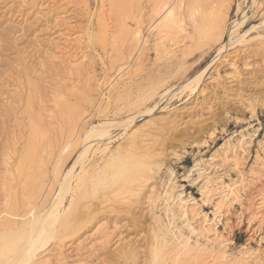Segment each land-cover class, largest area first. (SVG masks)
Wrapping results in <instances>:
<instances>
[{
    "label": "rangeland",
    "instance_id": "1",
    "mask_svg": "<svg viewBox=\"0 0 264 264\" xmlns=\"http://www.w3.org/2000/svg\"><path fill=\"white\" fill-rule=\"evenodd\" d=\"M99 1L0 0V210L5 195L2 184L9 176L6 171L13 168L16 157L24 146L22 144L25 143V132L22 129L25 115L22 109L28 96L33 100L35 112H38L45 123L47 122L49 135L46 132V136L54 143L58 141L53 146V156L47 165L49 177L52 165L61 156L59 146L65 142L60 137L57 121L54 122L55 119H51L49 114L56 110L54 105L56 99L66 97L69 102L74 104L80 102V106L82 105V108L79 107L80 110L82 109V120L77 124V128L81 131L84 129L77 154L71 155L67 160V170L74 165L75 158L78 154H82L88 142L96 139L93 134L98 124L104 123L116 124L110 130L112 136L121 132L120 123L130 124L127 133L132 128L147 129L146 132L151 135L148 138L151 149L158 152L162 146L160 157H165V160L163 159L165 163L163 161V168L161 167L158 174H153L152 179L145 183L138 196L114 198L109 195L106 198L99 196L88 200L87 207L82 213L89 214V222L76 233H68L71 236L66 233L54 237L41 251L43 260H47L48 264H124L118 250L120 245L129 243L139 258L137 264H147L151 237L157 231L155 227L158 228V222L167 221L160 203L154 204L149 198L154 193L163 194L164 182L168 183L165 180L169 178V169L175 174L177 186L183 187L184 199L196 200L198 203L196 207L200 209L201 206V214L209 215L210 220L214 218L211 213L216 201L207 197L209 201L206 202V199L201 197L200 188L204 180H199L197 185H191L184 180L189 168L195 163H202L201 168L207 172L211 185L212 182L220 185V181L229 184L242 177L245 194H242L241 201L246 202L251 199L253 207L249 213H244L243 219L239 222L235 216L241 209L237 206L239 204H234V217L231 218V224L229 223L226 229L227 233L223 232L228 242L227 253L232 254L233 258H238L242 246H246L252 252L258 251L257 262L250 259L244 264H264V243L260 241V238L264 237V224L262 223V226L255 222L251 226L247 225L248 219L251 218L250 213H255L258 207V195L264 194V0H232L225 29L234 21L240 34H237V37L244 35L246 44L243 46L242 42L237 47H228L219 55L218 61L215 57L220 52V48L226 42L230 43L226 35L224 43L206 38L209 36L206 33L207 35L200 40L194 39L189 42L186 40V46L184 43L179 45L180 48L172 46L170 49L172 54L167 52L156 54L154 45L159 44L160 41L155 38L154 32L149 31L151 23L148 10L151 9V5L148 0H140L138 3L142 14L141 33L146 39L145 49L141 51L143 53L139 57L137 55L141 47L137 48L138 51L132 50L128 42L130 40L125 35L116 36L117 45H114V48L110 44L109 37L111 33L116 32L114 18H111L113 22L106 27L109 33H106L107 40L95 41L89 45L86 30L89 29L88 32L90 31L93 37H100L95 15ZM208 2L219 9L218 0ZM106 3L108 2H105V5ZM136 13L130 14V18L125 19L126 27L135 26ZM75 39L80 43L77 51V46L72 45L76 42ZM65 40L68 43H65ZM166 44L167 47L170 45ZM75 60L83 65L79 66L81 68L78 71L75 70L77 66L73 67ZM127 62L134 67L130 75L116 91L107 94L105 79L112 77L117 67ZM194 76L196 80H193ZM158 80L164 82L161 89L159 88L146 102L149 113L129 105L138 88L150 81L155 84ZM188 80H193L190 81L195 89L193 93L182 87L185 82L189 83ZM171 88L174 90L172 91ZM170 91L177 92L176 96L165 101L167 96L171 95ZM77 96H79L78 100ZM83 96L86 97V101L89 100V104ZM83 98L82 102L80 99ZM164 117L173 119L174 123L163 126L159 119ZM83 123L86 125L83 126ZM89 134L92 136L91 139ZM241 136L245 138L244 142H249L248 137L253 139L248 154L240 153L239 147L243 146L239 143L242 140ZM122 137L112 139L109 150L113 151L122 142ZM100 140L98 139L97 142ZM170 151L178 158L165 154L169 155ZM88 154L86 156L89 158L85 163L88 166L101 165L102 159L108 156V153L104 155L106 157L99 154L94 157L91 153ZM233 163L238 165L236 171L231 168ZM74 169L71 179L73 182L70 181L72 185L76 182L75 176L80 166L77 165ZM258 175L261 176L260 180L255 181ZM152 190L154 192H151ZM69 201L70 195L67 194L61 212L68 206ZM261 216L264 217V210ZM198 219L190 221L192 228L200 227ZM221 222L224 224V217L214 222L218 225V231L224 229ZM181 223L182 221L176 219L174 226L181 227L184 225ZM100 226L106 229L103 236L102 228L96 229ZM182 229L184 236L188 235L187 237L192 238L191 242L196 240L195 235L189 234V229L186 227ZM202 235L198 237L200 243L203 241L204 234ZM78 248H81L79 253Z\"/></svg>",
    "mask_w": 264,
    "mask_h": 264
},
{
    "label": "bare ground",
    "instance_id": "2",
    "mask_svg": "<svg viewBox=\"0 0 264 264\" xmlns=\"http://www.w3.org/2000/svg\"><path fill=\"white\" fill-rule=\"evenodd\" d=\"M139 1L140 0H100L99 7H97L98 11L95 13L96 22L100 30V37H93L90 35V31L88 32V29L85 33L88 39L87 43L90 45L95 41H106V37L109 34L106 27L113 22L111 18H114L113 23H115L114 27L116 28V35L111 33V37H109L110 44L114 48V45H117L116 36L119 34L121 36L125 35L130 40L128 42H130L129 44L132 50H137V48L139 49L141 47L137 55L139 57L140 54L143 53L141 51L145 49L146 45V39L143 38L141 33L142 14L138 8ZM208 1L209 0H148L151 5V9L148 10L149 22L151 23L149 31L154 32L155 38L160 41L159 44L154 45L156 54L164 52L172 54L170 53L172 46H175V48L178 46V48H180L182 43L185 45L186 40H188V42L194 39L200 40V38L204 35H207L206 33L209 34L208 37L205 36L206 38H212L214 41L219 43H224V38L228 36L230 43L226 42L221 48L219 47L220 50H218L220 52L216 55V60L228 47H237L242 42L243 46L246 44L244 35L243 37L240 36V38L237 37V34L239 33L237 31V25L234 21L230 22L229 27L225 29V23L228 21L227 15L230 10L232 0H218L219 9L213 7ZM105 2H108L106 3L107 5H105ZM107 6L108 8H106ZM134 13H136L134 16L135 26L133 28L127 26L130 28L128 29L125 26L127 25L125 24V19L129 17L130 14ZM188 27L190 28L189 31ZM165 42L170 45L167 47ZM65 43H68V41L65 40ZM72 45L77 46L76 51L79 50L78 46H80V43H78V40H76V42ZM81 65L82 64L77 63L76 60L73 62V67L77 66L75 69L76 71L81 68L79 67ZM132 68L134 67L131 66L129 62L118 66L113 72V76L105 79L104 86L106 93L109 94L114 90L116 91L117 87L120 86V84L130 75ZM194 78L195 79L193 80H196L195 76ZM190 81L189 83L185 82L184 86L181 84V86L184 87V90L188 89L191 93H193L195 92V89ZM151 82L153 81L147 82L145 86H141L137 89L134 99L129 103L132 108L140 109V111L143 109L145 113H149L146 102L154 96L164 81L162 82V80H158L155 84ZM178 89L180 90V88ZM172 93L167 96L165 101L171 100V98L176 96L175 94L177 92ZM84 98L86 101V97ZM84 98L80 100L82 101ZM78 99L79 96H77V100ZM56 100L54 103L56 110L54 109V113L49 115L51 116V119H55L54 122L57 121L56 123L59 125L58 131L60 133V137L63 138L65 142L59 146L61 156H59V158H57L52 165L50 177L48 175L50 172L48 171L47 165L53 156V146L56 145L58 141L57 143H54L53 140L46 136V132L47 134L49 132L47 129L48 127L46 128V126H48L46 125L47 122L45 123L38 112H35L36 110L33 108V100L31 96H28V99L23 106L22 110L25 115V119L22 129L25 132V143L22 144L24 146L19 152V155H16L17 157L13 168L6 171L7 176L8 174L9 176L7 179L5 178L3 181L4 183L2 184L4 186L3 191L5 192V195L2 209L0 210V264H48L46 262L47 260H43V254L41 253L42 249H44L54 237L58 236V234H74L82 228L85 223L89 222V214L87 215L86 213L83 214L84 212L82 213V210L87 207L86 203L88 200L90 201V199H96L99 196L106 198L109 195L114 198L138 196L145 183L151 180L152 176H154L153 174L156 175V173L159 172L163 166L165 157H160L162 156V146L160 151L155 152L149 145L150 140H148V138L151 135L146 132L147 129L143 130L142 127H137L130 129V132L127 133V131H129L128 128L130 124L126 122L123 124L120 123L121 125L119 127L121 128V132L114 136L111 135L110 130L114 128L116 124H98L96 130L94 131L95 133L93 134L96 139L92 140V136L89 134L91 136V140L88 142L89 144L86 146L82 154L77 155L74 165H71L72 167L67 170V160L71 158V155L75 156L77 154L78 147L81 143V134L84 129L82 131L81 129L79 130V128H77V124L82 120V109L80 110L82 105L80 106L79 102L77 103L79 106H77V104L69 102L70 100L66 97ZM86 102L88 103L89 100ZM159 121H161L163 126L174 123L173 119L170 120L168 117L161 118ZM82 125L85 126L86 124L84 125L83 123ZM151 126L153 127V125ZM52 127H54V125ZM118 136H123L121 138L122 142H120L113 151L109 150L110 142ZM242 136L240 137L242 140H239V143H241L244 148L241 146L239 147L241 150L240 153L248 154V150L253 139L248 137L247 139L249 142L246 141V143L244 142L245 138ZM98 139L101 140L97 142ZM104 141L107 143H104ZM93 143L96 144L93 145ZM155 149L157 150V148ZM89 152L94 157L98 154L100 156H104L107 155V153L108 156H104L106 158L104 160L102 159L101 165L98 164L95 166H88L85 165V163L89 158L86 156ZM165 154L167 156L172 155L174 158L176 156L174 152H171L169 155L168 153ZM77 165L80 166V169L76 172V182L72 185L70 184V181H72L71 179L73 178L75 170L74 167H77ZM201 166L202 163H195L192 168H189L184 180L191 185H197L199 180H204L201 188L199 187L201 189V197L205 199L210 197V199L212 198V201L213 199L216 201L212 206L213 210L211 213L214 218L210 220V217L208 218L209 215L201 214V206L200 209L197 208L198 206L196 207L198 204L196 200L184 199L183 187L177 186V182H175V174L171 169H169V178L168 180H165L168 183L166 184L164 182L165 191H163V194L154 193L151 195L152 193H150L151 197L149 199L154 204L156 202L160 203V206L165 212L164 215H166L167 221L166 223H162L161 221L158 222V228L155 227L157 231L154 233L152 232L151 245L148 253L149 260H147V264H244L250 259H254V261L257 262L258 251L255 250L256 252H252L248 250L246 246H242V251L238 258H233L232 254L230 255L227 253L228 242L223 235V232L227 233L226 229L231 224V218L234 217V204H239L237 206H240L241 209V211L239 210L240 213L235 216L239 222L243 219L242 216L244 213H249V210L253 207V203L250 198L249 201H241L242 194L244 193L243 180L241 179L242 177L240 176L238 181L230 182L229 184H224V182L220 181V185L213 184V182L211 185L210 180L206 175L207 172L204 168H201ZM237 166L238 165L236 163H233L231 166L232 170L236 171ZM217 171L218 170H216V172ZM193 176L196 177L193 178ZM259 177L261 176L258 175L255 178V181H259ZM151 192L154 191L152 190ZM67 194L70 195V201L68 206L61 212V209L63 208V201L65 195ZM258 197V207L255 205L257 207L256 212L252 214L250 213L251 218L248 219V224L246 223L248 226H251V224L255 222H258L261 225L262 223L264 224V217L262 218L261 216L262 210H264V194H259ZM207 200L208 199H206V202L209 201ZM221 217L225 218L224 224L221 222L224 229H222V231H218V225L217 223L214 224V222L219 220V218L221 219ZM196 218H199L198 220H200V227H197L198 229H194L190 226V221H193V219ZM176 219L182 221L184 225L181 227L174 226ZM157 220L161 219L157 218ZM239 222L237 223L239 224ZM222 224L220 225L222 226ZM93 227H95V225H93ZM185 227L189 229L188 231L190 235L196 236V240H194V242H191L192 238L190 239V237H187L188 235L184 236V232L182 231L184 229L182 228ZM101 228L102 227L100 226V228L96 229L99 230ZM172 229L174 231H172ZM259 231L260 230H258V232ZM105 232L106 229L102 228L101 235L103 236ZM256 232L254 231V233ZM202 234H204V237H202L203 241L200 243L198 237H201ZM260 241H263L264 243V237L260 238ZM120 246L121 247H119L120 249L118 252L123 263L137 264L138 257L136 256V252L132 248L131 244L126 243ZM80 249H77L78 253L80 252Z\"/></svg>",
    "mask_w": 264,
    "mask_h": 264
}]
</instances>
